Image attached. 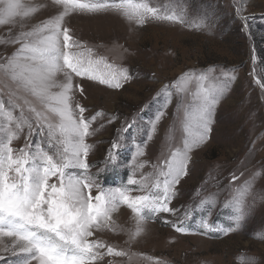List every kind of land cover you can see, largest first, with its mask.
Instances as JSON below:
<instances>
[{
	"label": "rangeland",
	"instance_id": "obj_1",
	"mask_svg": "<svg viewBox=\"0 0 264 264\" xmlns=\"http://www.w3.org/2000/svg\"><path fill=\"white\" fill-rule=\"evenodd\" d=\"M22 2L40 6V10L26 19L23 29L0 26V37L9 31L30 30L62 11L53 0ZM144 2L163 13H174L183 22L149 19L139 25L115 11L72 12L65 17L64 25L83 45L73 51L83 52L87 59L91 49L93 59L103 57L130 77L120 88L73 77L74 110L78 112L75 105L79 104L88 118L104 114L92 123V134L85 140L90 146L86 174L96 184L92 195L117 188L129 189L133 197L154 191L151 185L158 174L154 166L162 164L170 151L183 148L185 117L197 114L195 94L201 85L219 90V98L211 109L207 139L188 153L186 175L175 186L169 205L174 212L145 210L143 230L130 240L135 214L120 204L111 214L114 229L96 231L89 240L100 239L128 255L109 256L101 249L105 255L95 264H264V88L257 83L258 79L264 83V0ZM241 15L248 18L247 24ZM18 47L0 46V56ZM100 70L110 71L103 64ZM189 73L195 75L182 85L183 90L170 87V95L161 92L165 85L181 84ZM201 74L207 76L204 82L198 79ZM56 79L62 81L63 74L58 73ZM0 89V99L8 108V89L2 82ZM161 112L153 132L152 123ZM14 115L20 117L18 109ZM134 118L137 124L123 131ZM0 125L3 141L9 125L3 117ZM11 128L15 130V124ZM116 142L119 149H113ZM37 146L49 150L47 136L35 127L30 134L27 126L11 144L14 155L21 149L35 151ZM137 146L142 155H137ZM66 172L85 175L80 168ZM130 179L140 183L131 185ZM241 210L243 218L237 227ZM205 223L212 230L201 226ZM176 227L187 232H177ZM229 228L233 230L222 231ZM9 239L5 245H11ZM0 256V264H20L27 254L5 251L0 243Z\"/></svg>",
	"mask_w": 264,
	"mask_h": 264
},
{
	"label": "snow or ice",
	"instance_id": "obj_2",
	"mask_svg": "<svg viewBox=\"0 0 264 264\" xmlns=\"http://www.w3.org/2000/svg\"><path fill=\"white\" fill-rule=\"evenodd\" d=\"M53 3L62 7L55 17L31 26L30 30H21L18 34L9 31L5 37H0V46L19 45L12 54L0 56V82L8 89L9 105L6 108L5 101L0 99V117L9 125L7 138L0 141V243L4 237L12 238L11 245H4V250L27 254L20 264H31L33 260L38 264H95L105 255L101 249H106L109 256L128 255L100 239L89 240L96 231L114 229L111 214L120 204L135 214L136 226L129 234L130 240L142 232L147 219L145 210L153 214L174 212L169 205L175 186L181 176L186 175L188 153L207 139L211 109L218 102L219 90L202 84L195 94L199 108L194 118L191 114L185 117L183 148L170 151L162 164L154 166L158 169L151 185L154 191L133 197L129 189L117 188L99 191L93 196L96 184L86 174L90 146L85 140L92 134V123L104 114L88 118L84 115L86 109L79 104L75 105L78 112L74 110L73 77H87L110 88L122 87L130 77L126 70L107 64L103 57L93 59L91 49H88L87 59L83 52L73 51L83 45L74 40L64 25L65 17L72 12L115 11L139 25L149 19L183 21L174 13H163L144 0H53ZM39 10L40 6L25 4L22 0H0V26L19 25L23 29L26 19ZM241 12L238 9V14ZM241 18L247 24L248 18L242 15ZM101 64L110 71H101ZM58 73L63 74L62 81L56 79ZM194 75L189 73L182 77L181 84L165 85L161 92L170 95V87L183 90L182 85ZM198 79L204 82L207 76L201 74ZM257 83L264 88L259 79ZM16 109L20 112L19 118L14 115ZM162 115L161 112L155 117L151 126L153 132ZM136 124L134 118L123 131ZM25 126L30 134L34 127L37 132L44 131L52 154L39 146L35 151L21 149L19 155L13 154L12 140ZM119 148L118 142L113 144V149ZM142 154L137 146V155ZM113 158L110 151L109 159ZM136 167L143 165L136 164ZM69 168L83 169L85 175L68 174ZM52 178L56 179L55 183L50 182ZM128 183L140 182L130 179ZM140 186L144 190V185ZM242 218L241 210L236 217L237 227ZM201 226L212 230L207 223ZM175 230L187 232L183 227ZM232 230L222 229L225 233Z\"/></svg>",
	"mask_w": 264,
	"mask_h": 264
},
{
	"label": "bare ground",
	"instance_id": "obj_3",
	"mask_svg": "<svg viewBox=\"0 0 264 264\" xmlns=\"http://www.w3.org/2000/svg\"><path fill=\"white\" fill-rule=\"evenodd\" d=\"M7 238H9V237H4V238H3V242H2V243H3V245H5V242H6ZM10 239L12 240V238H10ZM10 239H9V240H10ZM33 264H38V262H36V263H33Z\"/></svg>",
	"mask_w": 264,
	"mask_h": 264
}]
</instances>
